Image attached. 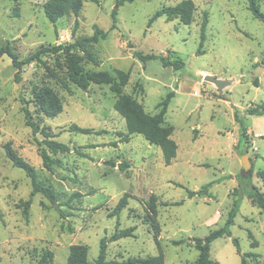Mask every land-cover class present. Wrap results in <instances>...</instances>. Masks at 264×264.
<instances>
[{"label":"rangeland","instance_id":"obj_1","mask_svg":"<svg viewBox=\"0 0 264 264\" xmlns=\"http://www.w3.org/2000/svg\"><path fill=\"white\" fill-rule=\"evenodd\" d=\"M45 1L0 0V46L10 42L25 59L43 45L91 36L96 27L108 31L106 39L90 47L99 65L80 48L74 53L88 71L113 75L116 69L130 71L124 92L150 114L159 112L158 104L174 91L166 123L175 126L172 137L179 145L178 155L167 165L161 148L142 134L120 140L129 133L114 106L117 94L110 84H92L84 90L70 82L64 51L24 65L20 80L15 78L19 68L4 55L0 58V264H34L47 249L54 252L53 264H67L70 246L77 243L88 245L89 262L95 264L101 238L116 228L118 217L110 213L126 192L134 197L120 214V228L136 225L137 229L135 236L109 244V259L162 252L165 264H195L199 251L193 238L223 226L238 200L232 236L213 241L211 256L219 264H241L242 254L253 251L259 256L249 258L248 264H264V212L250 200L254 186L264 191L258 177V171H264V116L247 113L248 108L264 104V21L254 16L249 0H194L192 24L163 15L150 26V18L160 8L182 0H135L122 5L118 0H86L78 17L67 15L56 24L45 14ZM258 1L264 13V0ZM114 9L118 11L115 28ZM205 12L209 22L203 40ZM135 50L184 63L179 69L165 66L160 58L144 63ZM207 74L233 82L220 93L215 84L204 83ZM62 81L69 82L70 91ZM40 88L51 90L63 106L56 117L45 116L32 102ZM25 106L41 131L46 129L55 141L69 147L51 154L61 160L52 170L40 155V144L46 147L44 133L35 134L28 125ZM235 112L247 127L248 138H241ZM73 124L93 132L72 131ZM7 142L35 167L38 180L54 189L55 203L41 193L31 195V178L7 157L2 146ZM245 155L250 157L249 168L242 161ZM122 161L130 165L125 170L118 167ZM207 183H212L208 193L189 196V189L198 191ZM152 193L159 197V244L143 219L142 199L149 200ZM233 238L239 240L241 253ZM254 241L258 246L253 247Z\"/></svg>","mask_w":264,"mask_h":264},{"label":"trees","instance_id":"obj_2","mask_svg":"<svg viewBox=\"0 0 264 264\" xmlns=\"http://www.w3.org/2000/svg\"><path fill=\"white\" fill-rule=\"evenodd\" d=\"M86 0H46L43 3V8L47 18L54 24H56L62 17L74 14L78 17L84 6ZM95 3H99L100 0H91ZM135 0H118V4L122 5L125 2H133ZM196 4L194 0H182L175 5L163 6L160 8L149 20V26L160 16L166 15L167 20H174L179 18L184 24H192L195 17ZM249 9L253 12L254 16L260 20L264 21V13L261 11L260 4L258 0H249ZM117 9L112 12L114 18L113 28L117 24ZM19 15V11L17 10ZM209 22L208 13L205 12L203 15V21L201 24V34L202 39H205L207 25ZM79 21L76 20L75 26L73 28L72 37H75L78 28ZM57 31V29H56ZM108 37V31L100 27L94 29V33L91 36L81 37L73 41H65L58 43L53 46H41L37 51L29 55L25 59H20L18 53L12 47L11 43L0 46V58L7 55L11 58L12 64L19 68L15 78L20 80V70L26 64H31L41 57L49 53H56L64 51L66 53V63H67V75L68 80L78 87L87 90L90 85L98 84H110L112 90L117 94V99L115 101V109L125 118L126 127L129 135L122 137V141H130V135L139 133L142 134L151 144H154L161 148L163 152V158L167 165L171 164L178 155L179 145L177 141L172 137L175 131V126L166 123V114L168 112L169 104L172 98L175 96L174 91H170L166 98L163 99L159 104V112L156 114H150L145 110L144 105L137 100L133 95L124 92V87L128 85L131 77L130 71H125L121 69L115 70V75L110 71H88L85 69L82 63V57L77 56L74 53V49L80 48L85 51L86 57L90 62L99 65V58L96 54H93L90 47L93 43H96L102 39ZM203 42H201V46ZM88 49V50H87ZM134 55L139 57L144 63L151 59L160 58L165 66H174L177 69L183 66V61L178 60L168 61L163 56L156 55L155 53L144 54L140 51H134ZM51 74L56 76L55 72L51 71ZM63 86L70 91L69 82L62 81ZM222 96V95H220ZM24 104L27 101L23 99ZM32 102L35 106L47 117H56L63 111V106L60 103H56L54 100L51 90L48 88H40L35 91L33 95ZM25 117L29 126L32 127L33 132L39 133L43 132L45 140L43 143L46 147L40 144L39 150L40 155L43 158L44 165L47 169L52 170L53 165H59L61 160L59 158H53L51 154L57 155L60 151H66L69 149L63 143H59L53 139V135L46 131V129H40L38 122L34 121L31 117V112L28 107H24ZM249 115L264 116V104H258L247 109ZM235 118L240 122L241 138H248L247 127L243 120L235 112ZM72 131H79L83 133H92V128L82 127L77 124L71 126ZM117 144V142H115ZM1 146V145H0ZM5 149L7 157L11 160L15 167L23 169L27 176L31 178L32 182V192L31 195L34 196L37 193L43 194L52 203H55L58 199V195L52 189L51 186H47L38 180V174L35 167L21 157L17 151L12 147L10 142L2 145ZM109 164L117 166L114 161H108ZM130 165L128 161H122L118 167L120 170H125ZM258 177L264 186V171H258ZM212 183H207L203 185L198 191L188 190L189 196L192 198L196 194H206L209 192V188ZM134 197L130 192H126L118 201L114 210L110 213V216H117V224L114 232L110 235L106 234L100 240L99 254L95 260V264H165V256L162 252L157 255L148 256H130L128 258L119 259H109L108 258V247L111 242L118 241L124 237L135 236V231L137 226H130L125 228H120V214L128 206L129 199ZM144 222L150 226L153 231V236L157 244H159V238L161 236V225L158 220V200L157 194L152 193L149 200H144ZM250 200L252 204L258 206L264 212V191L257 186L253 187V191L250 193ZM32 203V198L26 201V213H28V208ZM179 204V203H173ZM239 202L235 201L233 208L231 209L229 216L225 224L217 229L211 230L205 237H194L193 240L196 242V248L199 251V256L195 264H219L218 261L211 256V247L213 241L220 237L232 236L231 227L235 222V216L239 210ZM234 244L237 247L238 252L241 253V246L237 238H233ZM184 240L175 241V244H181ZM257 241L252 243L253 247L258 246ZM89 247L86 244H73L70 246V254L68 257L67 264H90L89 262ZM256 252H247L242 254V263L248 264V259L252 257H258ZM54 252L52 250H45L40 258L34 264H53Z\"/></svg>","mask_w":264,"mask_h":264},{"label":"water","instance_id":"obj_3","mask_svg":"<svg viewBox=\"0 0 264 264\" xmlns=\"http://www.w3.org/2000/svg\"><path fill=\"white\" fill-rule=\"evenodd\" d=\"M116 8H118V5L116 6ZM60 43H62V41H60L59 44ZM232 82H233L232 78L223 79V78L216 77L215 75H212V74H207L204 76V83L205 84H210V83L215 84L218 87L220 93H223L224 88L230 85ZM242 161H243L245 168L250 167L249 156L245 155Z\"/></svg>","mask_w":264,"mask_h":264},{"label":"crops","instance_id":"obj_4","mask_svg":"<svg viewBox=\"0 0 264 264\" xmlns=\"http://www.w3.org/2000/svg\"><path fill=\"white\" fill-rule=\"evenodd\" d=\"M8 62L10 63L11 61L8 60ZM223 79H225V78H223ZM249 159H250V157H249Z\"/></svg>","mask_w":264,"mask_h":264}]
</instances>
